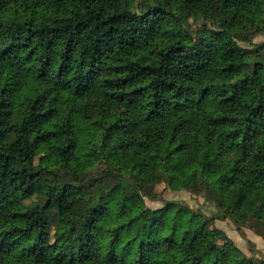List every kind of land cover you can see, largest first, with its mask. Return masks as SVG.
Instances as JSON below:
<instances>
[{
  "label": "trees",
  "instance_id": "obj_1",
  "mask_svg": "<svg viewBox=\"0 0 264 264\" xmlns=\"http://www.w3.org/2000/svg\"><path fill=\"white\" fill-rule=\"evenodd\" d=\"M260 34L264 0H0V264H264L144 201L264 242Z\"/></svg>",
  "mask_w": 264,
  "mask_h": 264
},
{
  "label": "rangeland",
  "instance_id": "obj_2",
  "mask_svg": "<svg viewBox=\"0 0 264 264\" xmlns=\"http://www.w3.org/2000/svg\"><path fill=\"white\" fill-rule=\"evenodd\" d=\"M189 23L192 28H199L202 25V22L197 18H190ZM263 42L264 34L256 35L252 38L253 44H261ZM40 154H42V151L39 152ZM171 164L172 161L169 162V165ZM152 193L156 194L155 199L144 197L145 205L148 208L156 210L165 202L173 201L195 211L202 212L208 217L213 218V227L224 231L248 257L264 258V244L261 237L248 227L238 228L229 218L222 219L214 206V202L202 193H192L188 190L173 192L164 183L155 185Z\"/></svg>",
  "mask_w": 264,
  "mask_h": 264
},
{
  "label": "crops",
  "instance_id": "obj_3",
  "mask_svg": "<svg viewBox=\"0 0 264 264\" xmlns=\"http://www.w3.org/2000/svg\"><path fill=\"white\" fill-rule=\"evenodd\" d=\"M261 241V240H260ZM263 244H264V242H262ZM258 246H259V244H258ZM263 249V248H262Z\"/></svg>",
  "mask_w": 264,
  "mask_h": 264
}]
</instances>
